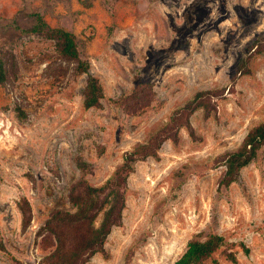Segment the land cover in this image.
<instances>
[{
	"label": "rangeland",
	"instance_id": "obj_1",
	"mask_svg": "<svg viewBox=\"0 0 264 264\" xmlns=\"http://www.w3.org/2000/svg\"><path fill=\"white\" fill-rule=\"evenodd\" d=\"M37 11L77 34L82 57L104 85L101 107L83 105L87 75L52 39L17 28L30 26ZM256 38H264V0H0V55L12 70L0 84V264H42L50 211L73 209L68 190L81 174L78 154L91 163L89 181L101 184L126 150L196 91L222 87L210 116L202 108L192 114L194 135L183 127L177 143L167 140L157 157L135 163L108 256L96 253L86 264H171L199 233L234 243L236 260L219 249L208 264H264V146L219 187L222 155L264 121V51L232 85ZM140 81L154 84L156 98L130 115L113 99ZM22 198L31 205L27 227Z\"/></svg>",
	"mask_w": 264,
	"mask_h": 264
},
{
	"label": "trees",
	"instance_id": "obj_2",
	"mask_svg": "<svg viewBox=\"0 0 264 264\" xmlns=\"http://www.w3.org/2000/svg\"><path fill=\"white\" fill-rule=\"evenodd\" d=\"M34 21L28 27L20 28L23 32L37 33L52 39L58 53L73 63L78 71L86 73V85L83 91V105L86 108L101 107L105 98L104 85L92 71L91 63L82 57L77 34L62 26L51 25L42 12H34ZM264 51V38H256L249 45L248 54L238 64L237 73L232 78V85L237 75L249 72V63L255 53ZM11 66L15 64L12 57ZM12 70L7 59L0 55V84L6 83ZM231 85V86H232ZM226 87L204 88L195 92L183 105L176 108L169 120L150 137L133 149L126 150L123 161L117 166L112 176L101 184H93L86 174L91 163L82 155L76 156L75 162L80 169V176L71 183L68 199L73 209L56 207L43 226L40 246L44 251L42 264H86L93 255L102 253L108 256L106 242L115 226L123 222L126 207V191L129 177L135 169V163L148 157H157L159 150L167 140L177 143L180 130L186 127L191 135L194 128L191 123L192 114L202 108L205 116H210L216 109L214 98L223 96ZM230 89V88H229ZM156 98L154 84L140 81L127 93L113 99L130 115H139L149 107ZM21 119L26 113L16 107ZM264 146V121L252 126L238 147L222 155L225 169L219 179V187L229 186L243 167L248 165ZM22 212L23 227L30 224L32 218L31 205L26 198L18 203ZM234 243H227L220 233H210L206 237L196 234L188 241L185 251L171 264H208L207 261L215 252L222 249L231 260H236V252L231 250ZM246 252L249 251L242 243ZM15 264H21L17 259Z\"/></svg>",
	"mask_w": 264,
	"mask_h": 264
}]
</instances>
